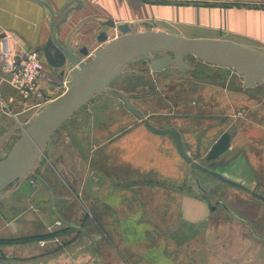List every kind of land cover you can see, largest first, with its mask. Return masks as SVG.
<instances>
[{
    "label": "rangeland",
    "instance_id": "1",
    "mask_svg": "<svg viewBox=\"0 0 264 264\" xmlns=\"http://www.w3.org/2000/svg\"><path fill=\"white\" fill-rule=\"evenodd\" d=\"M125 22L133 23V33L162 28L149 21L131 22L122 18L114 23L105 22L101 31L108 34L109 40L116 39L121 34L118 26ZM151 56L157 59L172 55L154 52ZM93 58L94 54L88 60ZM184 62L185 70L171 66L160 73L138 59L110 86L128 94L154 126L180 130L186 148L197 162L226 177L260 188V184H264V83L247 88L244 77L234 69L204 62L193 55H185ZM52 72L49 83L52 91H42L43 96L38 100L10 103L0 98V137L31 121L70 86L71 78L64 83L59 80L60 71ZM125 112V106L117 97L97 93L52 136L35 173L22 184L2 192V195L9 191L16 194L0 201V256L4 257L0 263L58 264L61 261L60 264H81L79 257L84 255L90 262L95 259L86 264H106L96 262L98 255L103 253L101 249L98 253L85 236L76 235L74 229H68L57 218L52 208L50 186L56 197L71 200L68 204H57L65 220L87 224L84 218L89 209L92 214H104L113 228L108 234L111 237L120 234L121 240L126 238L134 242L136 253H129L136 254L140 260L158 257L163 261L171 258L174 264H208L207 226L181 221V199L184 195L195 194L223 208V199L230 194L227 189L240 190L200 171H192L190 166H186L182 177L169 178L158 187L148 184L150 176L136 175L133 171V175H126L122 180L117 178L112 162L121 163L122 160L118 156L114 160L112 154L103 156L102 148L112 137V134L103 135L104 131L114 125L120 126L119 132L145 126L137 117L122 116ZM224 133L231 134V147L216 160H211L209 152ZM20 135L21 131L16 132L3 144L0 160L8 156ZM100 171L117 181V188L128 191L126 198L122 196L120 200L117 191H110V200L118 203L115 208L94 195L97 186L102 184L97 183ZM116 174L118 176L117 171ZM124 219H128L131 229L138 231H120ZM89 223L92 222L89 220ZM146 224L162 225L164 229L146 231ZM147 239L154 245L153 249L145 244ZM109 254L116 256L112 251ZM12 256H18L19 260Z\"/></svg>",
    "mask_w": 264,
    "mask_h": 264
},
{
    "label": "crops",
    "instance_id": "2",
    "mask_svg": "<svg viewBox=\"0 0 264 264\" xmlns=\"http://www.w3.org/2000/svg\"><path fill=\"white\" fill-rule=\"evenodd\" d=\"M44 1L58 14L61 8L72 0ZM82 1L84 2L83 8L70 16L59 39L65 43L68 35L79 25L74 35V43H77L79 48H88L89 55L83 57L85 61H89V57L102 46L96 40L102 25L108 21L114 23L122 18L131 22L149 21L162 27L152 31H163L188 39L230 41L264 54V0ZM61 17H57V22ZM50 24V12L39 3L30 0H0V35L11 33L18 41L17 49L39 51L44 61L46 75L39 81L40 93L34 97L37 100L43 96L42 91L46 89L49 92L52 91L49 83L51 72L54 70L45 63L44 58V50L51 38ZM1 40L2 38H0V42ZM50 51L54 56H57L55 47L50 48ZM18 55L19 53H17ZM65 71L67 73L69 70L65 68L61 72ZM61 79L65 83L70 78L66 75L59 80ZM0 98L10 103L22 101L32 103L35 101L34 99H24L20 90L13 85L12 75L4 64H0ZM19 114L20 112L16 116L18 117ZM124 115L128 118H136L128 111L122 113V116ZM109 128L112 131L108 129L104 131L103 135L112 134V137L107 140L106 146L102 148V153L105 152L103 156L107 157L112 154L114 160L117 156L122 160L121 163L112 162L113 172L120 180L126 178V175H133L134 172L136 175L144 174L148 178L150 176L148 184L158 187L165 180L173 177L179 178L186 173V168H188L186 166L189 165L180 156L172 137L154 134L145 126L127 128L123 132H119L120 126L114 125ZM178 131L182 135L185 146L184 134L180 130ZM185 149L193 157L186 146ZM154 176H160V178L155 179ZM234 181L239 182L238 180ZM116 182L100 171L97 183L102 184L101 187L97 186L98 190L94 193L95 196L107 200V204L114 208L118 203L110 200V191H117L119 200L122 199V196L126 198L125 193H128L119 186L117 188ZM239 183L264 196V192H261L263 194L258 192L260 189H264V184H260V188H258L259 186L254 187L249 182ZM102 190L104 191L102 192ZM228 191L230 193L228 195L231 197L225 196L222 202L223 208L212 205L204 196L184 195L180 203V219L193 226L202 224L207 226L208 264H264V201L242 190L233 192L227 189ZM116 200L118 199L116 198ZM98 214H92L89 209L84 218L88 220V223L84 224L88 233V236L85 237L88 244L92 248L96 246L95 250L98 253L100 249L103 252L98 255L96 262H105L106 264H174L171 258H167L165 261L158 257L152 259L145 257V261L136 258L134 242L126 238L121 240L120 234L117 237H111L108 233L113 230L112 225L108 223L109 220L104 214H99L102 219L98 218ZM89 220L92 223H89ZM127 222L128 219L121 221L120 231L123 233L126 230L138 231V229H131L132 225ZM163 229L162 225L155 224H146L145 227L146 231L151 232ZM144 242L147 247L149 245L150 249L154 248L149 239ZM110 251L116 253V256L110 255ZM131 251L134 252L133 256L129 253ZM178 258L181 257L178 256ZM94 260L93 258L91 262ZM79 262L81 264L91 263L90 259L88 260L84 255L79 257Z\"/></svg>",
    "mask_w": 264,
    "mask_h": 264
},
{
    "label": "water",
    "instance_id": "3",
    "mask_svg": "<svg viewBox=\"0 0 264 264\" xmlns=\"http://www.w3.org/2000/svg\"><path fill=\"white\" fill-rule=\"evenodd\" d=\"M30 1L39 3L50 12L51 38L44 50L45 63L51 68H66L69 70L65 75L70 76L71 83L63 94L51 101L29 123L20 125L0 137L1 152L3 144L16 132L21 131L18 141L14 144L8 156L0 160V200L12 194V191H9L6 195H2V192L8 187L16 182L21 183L30 174L35 173L52 136L76 112L89 104L97 93H102L119 97L127 109L143 121L145 127L152 133L172 137L180 156L192 171H200L210 175L222 183L245 191L264 201V196L197 162L187 153L182 135L177 129L157 128L134 106L128 96L109 87L129 64L138 59L149 60L151 69L155 72H161L171 66H177L181 70L187 69L184 56L193 55L204 62L234 69L244 77L245 87L253 88L264 83L263 53L225 40L188 39L163 31L133 33V25L124 23L118 26L121 34L116 39L109 40L106 33H101L98 41L105 44V46L95 51L93 60L85 61L83 57L89 55V50L87 47L79 48V45L74 43V35L79 25L68 35L65 43H62L59 39L70 16L75 11L81 10L84 2L82 0L69 1L56 14L46 1ZM60 16L62 17L57 22V17ZM3 36L0 35V38H3ZM53 47L57 49V56L59 57L54 56L50 51V48ZM154 52L170 53L172 56L154 59L151 56ZM231 139L230 133H224L212 146L209 158L216 160L228 151L231 146ZM48 187L52 193L53 210L57 217L61 219L57 204L68 202V200L55 197L52 188Z\"/></svg>",
    "mask_w": 264,
    "mask_h": 264
},
{
    "label": "built area",
    "instance_id": "4",
    "mask_svg": "<svg viewBox=\"0 0 264 264\" xmlns=\"http://www.w3.org/2000/svg\"><path fill=\"white\" fill-rule=\"evenodd\" d=\"M17 46L16 37L5 33L0 42V64L6 66L12 75L13 85L20 90L24 98L35 99L40 93L39 81L46 75L44 61L39 51L17 49ZM67 77L70 78L69 75ZM69 81L70 79L67 80Z\"/></svg>",
    "mask_w": 264,
    "mask_h": 264
},
{
    "label": "flooded vegetation",
    "instance_id": "5",
    "mask_svg": "<svg viewBox=\"0 0 264 264\" xmlns=\"http://www.w3.org/2000/svg\"><path fill=\"white\" fill-rule=\"evenodd\" d=\"M108 23H111V22H107V24ZM125 23H128V24H130L129 22H125ZM145 23V22H144ZM131 25H133V23H131ZM101 33H103V31H101L97 36H96V40L98 41V38H99V36L101 35ZM105 33V32H104ZM106 35L108 36V34L106 33ZM109 38V37H108ZM88 49V48H87ZM161 58V57H160ZM160 58H157V59H160ZM139 60H141L142 61V64L144 65V66H147V64H149V66H150V61L149 60H147V61H144L143 59H139ZM55 62H56V60H54ZM151 67V66H150ZM177 67V66H176ZM62 69L63 68H60V69H55V68H53V70H54V72H56V73H58L59 71H60V76L59 77H65L66 75V72L64 73H62L61 71H62ZM165 70V69H164ZM162 72V71H161ZM160 72V73H161ZM64 74V75H63ZM134 74H135V72H134ZM110 88H114V87H111V86H109ZM114 89H116V90H118V91H120V92H122L123 94H125L126 96H128L129 98H130V100H131V97L128 95V94H126L125 92H123L122 90H120V89H118V88H114ZM114 96V95H113ZM115 97H117V96H115ZM119 100H120V98L119 97H117ZM121 101V100H120ZM122 102V101H121ZM131 102H132V100H131ZM123 103V102H122ZM133 103V102H132ZM124 104V103H123ZM134 104V103H133ZM124 106H125V108H126V110L130 113V114H132V115H134V116H136L134 113H132V112H130L128 109H127V107H126V105L124 104ZM135 106V105H134ZM138 110H140L143 114H144V112L140 109V108H138L137 106H135ZM145 115V114H144ZM137 117V116H136ZM146 117V116H145ZM23 182V181H22ZM22 182L21 183H18V182H16V183H14L13 185H11L10 187H8L6 190L8 191V190H11V188L13 187V186H17V185H20V184H22ZM6 191V192H7ZM14 194H16V192H13L12 191V194L11 195H9V196H7V197H5L4 199H7V198H9V197H12V196H14ZM56 197V196H55ZM61 198H65V199H67L68 200V202H71V200L70 199H68V198H66V197H61ZM4 199H2V200H4ZM1 201V200H0ZM62 203H67V202H62ZM52 208H53V206H52ZM58 209V208H57ZM53 212H54V210H53ZM59 212V211H58ZM55 213V212H54ZM56 214V213H55ZM61 216V215H60ZM58 219H60V218H58ZM61 222L62 223H64L66 226H67V228H69V229H74L75 230V232H76V235H78V236H85V237H87L88 236V233H87V230H86V228H85V226H84V224H85V222L83 223V222H80V224H76V223H72V222H69V221H67V220H65L62 216H61ZM84 221H86V219H84ZM3 250V249H2ZM12 258L14 259V258H16V260H19V257L18 256H12ZM0 259H4V257L3 256H0ZM18 263H20V262H18ZM18 263H16V262H14L13 264H18ZM0 264H4V262H1Z\"/></svg>",
    "mask_w": 264,
    "mask_h": 264
}]
</instances>
